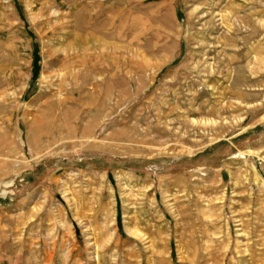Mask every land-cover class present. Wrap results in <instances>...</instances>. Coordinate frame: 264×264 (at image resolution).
Here are the masks:
<instances>
[{"label":"rangeland","instance_id":"rangeland-1","mask_svg":"<svg viewBox=\"0 0 264 264\" xmlns=\"http://www.w3.org/2000/svg\"><path fill=\"white\" fill-rule=\"evenodd\" d=\"M0 264H264V0H0Z\"/></svg>","mask_w":264,"mask_h":264},{"label":"bare ground","instance_id":"bare-ground-1","mask_svg":"<svg viewBox=\"0 0 264 264\" xmlns=\"http://www.w3.org/2000/svg\"><path fill=\"white\" fill-rule=\"evenodd\" d=\"M93 38V37H92ZM83 44V43H82ZM63 122V121H62ZM190 153V152H189Z\"/></svg>","mask_w":264,"mask_h":264}]
</instances>
